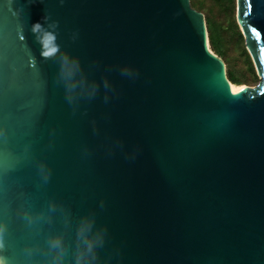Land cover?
I'll use <instances>...</instances> for the list:
<instances>
[{
    "label": "water",
    "instance_id": "obj_1",
    "mask_svg": "<svg viewBox=\"0 0 264 264\" xmlns=\"http://www.w3.org/2000/svg\"><path fill=\"white\" fill-rule=\"evenodd\" d=\"M236 5L239 89L190 0H0L6 264H76L85 219L95 264H264V0Z\"/></svg>",
    "mask_w": 264,
    "mask_h": 264
},
{
    "label": "trees",
    "instance_id": "obj_2",
    "mask_svg": "<svg viewBox=\"0 0 264 264\" xmlns=\"http://www.w3.org/2000/svg\"><path fill=\"white\" fill-rule=\"evenodd\" d=\"M205 19L208 47L225 65V76L235 89L254 87L257 73L236 21V0H190Z\"/></svg>",
    "mask_w": 264,
    "mask_h": 264
},
{
    "label": "clouds",
    "instance_id": "obj_3",
    "mask_svg": "<svg viewBox=\"0 0 264 264\" xmlns=\"http://www.w3.org/2000/svg\"><path fill=\"white\" fill-rule=\"evenodd\" d=\"M43 28V25L40 22L33 24L32 30L34 33H38ZM69 88L75 87L74 84H69ZM92 222L85 219L81 224V235L84 236V248L81 249L76 256V264H95L96 261V248L98 244L103 243V234L97 233L95 238H89L85 235L87 231L91 229ZM3 228L0 226V231ZM50 248L57 250V255L54 257V264H63V255H64V245L61 238L56 237L50 240ZM2 247V243H0ZM0 264H6V261L3 257H0Z\"/></svg>",
    "mask_w": 264,
    "mask_h": 264
},
{
    "label": "snow or ice",
    "instance_id": "obj_4",
    "mask_svg": "<svg viewBox=\"0 0 264 264\" xmlns=\"http://www.w3.org/2000/svg\"><path fill=\"white\" fill-rule=\"evenodd\" d=\"M249 12H250V4H249V11H246V12H245V16L249 15ZM252 31H253V32H256V29L253 28ZM257 35H259V34L257 33Z\"/></svg>",
    "mask_w": 264,
    "mask_h": 264
},
{
    "label": "rangeland",
    "instance_id": "obj_5",
    "mask_svg": "<svg viewBox=\"0 0 264 264\" xmlns=\"http://www.w3.org/2000/svg\"><path fill=\"white\" fill-rule=\"evenodd\" d=\"M259 82H260V81H259V79H258V81L255 83V86H257V85L259 84Z\"/></svg>",
    "mask_w": 264,
    "mask_h": 264
}]
</instances>
